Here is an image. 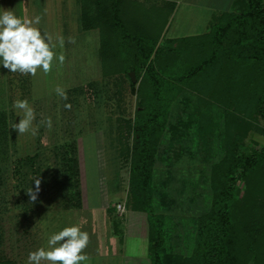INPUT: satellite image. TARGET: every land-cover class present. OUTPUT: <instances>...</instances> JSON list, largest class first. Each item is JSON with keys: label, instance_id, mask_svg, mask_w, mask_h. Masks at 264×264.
Segmentation results:
<instances>
[{"label": "rangeland", "instance_id": "rangeland-1", "mask_svg": "<svg viewBox=\"0 0 264 264\" xmlns=\"http://www.w3.org/2000/svg\"><path fill=\"white\" fill-rule=\"evenodd\" d=\"M198 1L212 2L215 0ZM79 6H81L79 0H23L22 7L24 11L26 10L23 18L31 19L35 16H40V23L36 27L40 29L42 35H49L52 42L56 43L57 46L54 52L56 53L59 47L65 57L69 52L67 44L70 37L74 43L76 38L79 39H77L79 47L86 39L91 47V52L89 51V53H92L91 57L95 61V51L92 42L96 41L98 43L97 39H100L101 34H99L97 29L90 32L80 28L82 24L79 17ZM12 7L14 9L21 8V0H14L12 4L7 1L1 2L0 11L10 10ZM152 10L157 12L155 8ZM144 11L150 13L148 9ZM181 14L179 12L176 15L173 25L181 21ZM143 22L144 20L141 23ZM191 26L189 27L190 30L195 28ZM206 27L211 29V25H208L205 20L199 24V28L196 27V30H204ZM133 29L131 27L128 30L132 31ZM87 32H89V36L86 38V35L82 33ZM171 33L172 30L167 33L166 37L171 35ZM60 38L64 41L63 48L59 46ZM190 39L191 37L181 40L176 38L167 40L165 38L162 45L170 46L178 42L183 44L189 40L187 41L188 43L191 41ZM71 48L73 51V47ZM80 50V55L87 52L86 49ZM161 54L163 53L161 52L159 57H161ZM97 62H99L98 58ZM0 63H2V58H0ZM91 64H93L92 61ZM83 65L84 61H81L78 67L81 68ZM66 68V59L62 65L59 64L57 59H54L51 72L45 74L42 69H38L36 75L32 76L30 74L22 75L18 72L11 73L0 64V113L6 105L12 108L9 115L10 121H7L9 124L6 126L8 127L7 135L5 130L2 134L3 139L0 138V258L16 257V264H27V258L23 256H27L40 246L47 247L43 238L44 235L40 236L39 233L41 231L39 232L36 229L38 225L36 223L32 224L30 217L26 216H30V212L28 214L26 211L21 212V205L54 204V199L50 196L52 194L50 192L52 189L50 188L57 178L69 171L66 162L68 154L67 151L65 153V140L69 137L75 138L79 136V132L84 131V128L90 122L93 123V128L103 127L104 125L106 127V136H103L105 145L102 143L100 147H103L108 159L119 152L122 158L123 156L126 157L120 164L123 167V180H128V183L133 158L136 156L133 150L135 138L132 122L138 98L132 90L126 73L122 72L121 75L115 76L112 81L106 78V81L101 79L102 76L97 78L95 76L69 77L71 75L65 73ZM98 69L99 66L95 65L94 71L98 73ZM210 76L212 79V75ZM91 78L99 81L95 82V86L100 89L101 96H97L93 90L88 89L87 85L85 86L86 81ZM215 79L216 77L211 81L202 80L200 82L197 79L191 83L192 86L186 85L184 90L177 91L175 92L176 95L175 93L172 95L174 99L171 103L169 121L177 122L179 125L176 128L170 127L167 132L165 131L166 133L163 134L162 138L154 144L157 152H155L156 155L152 165L155 209L158 213L160 212L164 215L168 249L185 257L190 256L194 250L199 216L209 210L212 204L213 176L216 173V169L221 163L225 165L223 162L227 161L228 145L234 144V125L229 124L226 110L229 108L235 112L237 108L228 106L225 101L226 93L224 91L211 89L213 84L211 82H214ZM141 80L142 76L138 80L137 86L140 85ZM73 85L81 86L78 92L77 88V90L73 88L69 92L68 87ZM58 86L71 93L68 94V100L57 96L55 89ZM84 86L85 88H83ZM146 88V91L142 89L144 93L153 91V82L147 79ZM172 93L170 92V94ZM213 93L217 97H214ZM35 96H38V98H34ZM25 98L28 99L30 106L35 110L36 119L33 122V126L39 127V131L35 136L31 132L19 136L18 131L10 128L12 123H18L21 118L17 115L18 110L13 107V102L17 99ZM66 103H71L72 107L70 110L64 107ZM189 113L193 116L194 123L193 120H187ZM48 117H51L52 120L51 129L40 124L41 119H47ZM125 117H131L130 123L125 121ZM248 126L239 145H235L236 150H238L236 151L237 153L234 152L236 155L240 154V151L251 153L255 147L264 144V118L259 114H254ZM84 138V142L87 145H85L83 170L87 176L86 187L89 190L91 202L94 203L93 205L100 203L101 193L99 192L100 185L98 180H101V173L106 176L107 190L111 194L113 193L110 200L114 201L116 198H124L123 191L116 193L117 187L113 188L110 185L111 178L108 179L107 177L108 167L109 170H112L116 167L115 164L112 161L103 165L100 163L101 160H99L95 151L97 148L96 142L98 141L95 133H92V131L85 133ZM230 139L231 141H229ZM38 145L41 147V153L35 158V163L32 164V159L28 158L27 153L35 152L39 148ZM101 153L104 154L103 152ZM77 158L79 159V156ZM37 163L41 170L38 175L33 171L37 168ZM12 171L15 172L14 175ZM36 177L41 180L40 194L38 193L36 201L32 202L26 193V189L36 187L35 180H33ZM255 177V180L258 179L257 176ZM261 189L262 191L256 192V195L251 194L255 195L254 200L253 197L250 198L252 204L254 203L252 211L257 214V218H253L257 222L261 221L259 213L264 216V187ZM248 191H251L248 179L239 177L238 196L243 197ZM128 193L129 205L137 208L134 201L137 198V194L135 193L132 196L131 188ZM34 218L36 221V217ZM147 221L148 219L145 217L143 223L145 222L146 224ZM69 222L70 226L81 225V230L89 233L81 219L71 218ZM69 222L63 221L62 226L66 227ZM47 224L42 225L40 223L41 230L45 235L57 232L59 222L54 220ZM258 225L261 226V223ZM90 228L91 226L89 225L88 229ZM27 231L32 234L28 235ZM140 234L142 243L138 241L139 235L133 234L127 243L128 251L138 252L139 249V252H144L148 250L149 227L148 232H146L145 226L140 227ZM93 238L95 239V235ZM94 243V241L89 240V244L84 250L93 249Z\"/></svg>", "mask_w": 264, "mask_h": 264}, {"label": "trees", "instance_id": "trees-1", "mask_svg": "<svg viewBox=\"0 0 264 264\" xmlns=\"http://www.w3.org/2000/svg\"><path fill=\"white\" fill-rule=\"evenodd\" d=\"M79 1L83 28L98 27L102 32L105 74L126 73L138 98L132 122L136 156L132 162L130 186L131 195L137 194L134 199L136 207L149 211L148 251L152 263L264 264V216L258 214L261 218L259 222L253 218H257V214L252 211L254 203L250 200L251 197L254 200L256 192L264 187V144L255 147L251 153L240 151V154H234L253 115L259 114L264 118V0H234L232 9L213 20L211 29L203 33V38L200 36L198 41L183 45L185 49L180 44H172L171 50L168 46L158 45V31L147 34L141 28L134 35L128 30L131 28L129 22L133 20L129 18L133 0ZM139 9L153 12L148 7ZM141 20L147 22V18ZM161 52L163 54L159 57ZM166 56L172 57L169 66L160 63ZM129 71H135L136 81ZM210 75L212 79L216 77L211 82V89L224 91L228 106L237 108L235 112L229 108L226 110L229 124L234 125L235 138L234 144L228 145L227 161L223 162L226 166L222 163L216 165L212 204L199 216L194 250L185 257L168 249L164 215L155 209L154 144L170 127L179 125L169 121L172 95L184 90L186 85L192 86L191 83L197 79L199 82L211 81ZM147 79L154 86L150 93H144ZM88 84L97 96H101L95 82ZM77 86L73 88H77L78 92L81 86ZM214 93L213 96L217 97ZM125 118L130 123L131 117ZM187 120L195 122L190 113ZM7 121H10L9 116L1 112V139L5 130L7 135ZM73 146L72 143L67 146L69 171L63 177L71 184V193L78 192L80 188L77 174L79 162L73 153ZM35 157L36 154L29 158L35 160ZM254 175L258 179L255 180ZM239 177L248 179L251 186V191L243 197L238 196ZM260 223L261 226L258 225ZM0 264H16V259L3 257Z\"/></svg>", "mask_w": 264, "mask_h": 264}, {"label": "crops", "instance_id": "crops-1", "mask_svg": "<svg viewBox=\"0 0 264 264\" xmlns=\"http://www.w3.org/2000/svg\"><path fill=\"white\" fill-rule=\"evenodd\" d=\"M5 1L10 2L11 4L12 2H14V0H0V6H1V2H5ZM22 1L23 0H21V8L14 9L12 7L10 9L18 17L21 18H23V16H25L26 13L25 12L26 10L24 11V8L22 7ZM233 1L234 0H215L212 2L211 1L200 2L198 0H196L195 2L194 0H133L132 1L133 5L130 10V12L132 11V13L131 14L129 13L130 14L129 18L131 17L133 20L129 23H131L130 27L134 28L132 30V33L134 35H136L137 31H139L141 28L144 29L147 34L153 33V30L154 33L158 31L156 33L160 35L158 45H161L165 40V38H167V40L170 38L173 39L179 38L181 40L191 37L190 39L191 41H198L199 39L198 37L200 36L202 37L203 33L210 30V28H207L208 27L207 26L204 30H196V27L199 28V24L204 22L205 20L206 22H208V25H211V22L213 20L220 17L224 12L230 11L232 9ZM138 7L139 8L148 7L151 10L155 8V11L157 12H154L153 10L154 13H152L151 11L150 13H147L145 11H142V9H139ZM179 12L182 13L181 21L173 25V20ZM143 18H147V22L141 23L140 20ZM190 25L195 27L192 28L193 32H191L192 30H190L189 28ZM80 28H82V30H87L90 32L95 31V29H97L99 34H101L100 39H97L98 43H96V41L92 42L95 51V56H94L95 61H93V58L91 57L92 53L91 54L89 53V51L91 52V47L89 42L86 41V39L84 40V43L80 44L81 47H79L78 46L79 44H77L78 38H76V41L74 43L73 39L70 37V40H68V44H67L69 47V52L65 57L66 66H67V68L65 69V73L67 75H71L69 77H74V78L78 76H95L96 78L98 76H102L101 78L102 80H106V78H108L109 81L114 80L115 76L121 75L122 72L105 74L103 67L105 65V62L103 60L105 59L102 52L104 38L100 29L98 27L85 29L83 28V26ZM170 30H172L171 35L166 37L167 33H169ZM82 34H85L86 38L87 36H89V32ZM132 41L134 42V40ZM187 41H185V43L183 44H180L178 42L174 46L180 44L182 48L185 49L186 47H184L183 45L187 44ZM71 47H73L74 49L73 51L71 50L72 49ZM80 49H86L87 52L80 55L79 53V51H81ZM168 49L171 50V45L168 46ZM61 52L62 50L59 49L58 47L56 50V55L58 56ZM97 58L99 59V62H97ZM171 59H172L171 56L163 57V60H161L160 63L163 64L164 66H169L171 63ZM90 60L93 62V64H91ZM81 61H84L85 66L83 65L81 68H79L78 65H80ZM95 65L99 66L98 73L94 71ZM91 82H99V81H95L93 78H91L86 81L85 86L86 85L88 86L89 85L88 83ZM75 86L76 85H73L72 87L69 86L68 87L69 92L73 90V87L75 88ZM85 86L83 88H85ZM88 89H91V87L88 86ZM67 94H71V93L67 92ZM34 98H38V96H35ZM11 109H12L11 106L6 105L4 107V110L2 109V112L6 113L9 116L11 113ZM100 113H102V111H100ZM92 125H93L92 122H90V124H87V127L84 128V131L81 130L82 132L81 133L79 132L80 137L79 136L75 138L69 137L64 142L65 153L68 150L67 146L72 143L74 145L73 146L74 155L76 157L79 156L78 159L79 170L77 173L80 181L79 191L75 193H71L70 191L71 184L69 182L64 181L65 178H63L64 175H62L59 178H57V180L50 188L52 189L50 191L52 193L50 196H52L54 199L53 205L38 204L34 206V205L25 204V205H21L22 206L21 212L26 211L27 214L30 212L29 214L30 216L28 215L26 216L30 217L32 224L36 223V225H38V227L36 226V229H38L39 232L41 231L39 233L40 236L42 234L44 235L43 238L46 242V246H47L48 238L52 235V233L50 235L49 234L45 235L44 232L41 230L40 223L42 225L43 224L48 225L47 223H50L55 220V222H59L58 230H57V232H59L64 228L62 226L63 221L69 222L71 218L79 219V220L81 219L84 225L87 227V230H89L90 240L92 242L93 241L95 242L93 249L88 248V250H84V254L88 256V260L82 261L81 264H153L149 256L148 250L144 252L143 251L139 252V249L138 252H133L132 250L128 251L129 247L127 246V243L129 238H132L133 234H138L139 235L138 241L142 243L140 227L142 228L143 226H145L146 232H148L149 211L140 208H135L133 205L131 206L129 205L128 192L131 188L130 177H129V183L128 180H123L124 177L122 176L123 167L122 164H120L122 160L126 159V157L122 155L123 156L122 158L121 153L119 152L118 154L116 153L110 159H108L105 154V151L103 150V147L102 148L100 147L102 146V143H104L105 145V139L103 136L104 135L106 136V127H104L103 125V127L93 128ZM79 128L83 129L82 127ZM90 131H92V133L94 132L98 139V141L96 142L97 148L95 151L97 152L99 160H101L100 163L103 165L104 163L112 161L113 164H115L116 167L113 168L112 170H109L108 167L107 177L108 179L111 178L110 185L113 188L117 187V189L115 190L116 193L123 191L124 198L120 197V198H116L114 201L110 200L111 196H113L112 195L113 193L111 194V192L107 190L106 188L107 183L105 180L106 176L105 174L101 173L100 174L101 180L100 179L98 180L100 185L99 192L101 193L100 203L98 202V205H93L94 203L91 202L89 190L86 187L87 176L83 170L84 162H85V149H86L85 145H87L84 142L85 139L84 136L85 133H88ZM38 147L39 148H37L35 152L27 153L28 158L35 154L36 157L40 155L41 147L39 145ZM101 152H103L104 154H102ZM76 153L78 154V156ZM100 153H101V157H100ZM35 160H32L31 163L32 164L35 163L34 162ZM33 171L37 175L41 172L40 168L38 167V163H37V168H35V170ZM12 172L14 175L15 172L14 171ZM117 201H123L126 204L125 205L126 210L123 214L119 213L116 210L115 203ZM145 211L147 212L146 214ZM34 217H36L37 219L36 221ZM145 217L148 219L146 224L145 222L143 223V219ZM89 225L91 226L90 229H88ZM67 226H70V222L66 224V227ZM27 232L28 235L32 234L29 231ZM94 235H95V239L93 238ZM23 257L27 258L28 255L27 256L25 255ZM14 259L17 258L15 257ZM42 264H47V262H42Z\"/></svg>", "mask_w": 264, "mask_h": 264}, {"label": "clouds", "instance_id": "clouds-1", "mask_svg": "<svg viewBox=\"0 0 264 264\" xmlns=\"http://www.w3.org/2000/svg\"><path fill=\"white\" fill-rule=\"evenodd\" d=\"M41 17L35 16L31 19L18 17L11 10L0 12V58L5 69L12 73L35 76L38 69H42L45 74L52 71L53 60L57 59L62 65L65 56L61 52L58 56L54 52L56 43L52 42L49 35H42L40 29L36 27L40 23ZM60 48H63L64 41L59 40ZM58 97L68 100V94L62 87L55 89ZM13 107L18 110L20 116L18 123H12L11 129L18 131L19 136L31 132L37 135L39 127L33 126L36 119L35 110L30 106L27 98L17 99L13 102ZM64 107L71 109V103H66ZM41 125L48 129L52 128L51 117L41 119ZM36 187L26 189L27 195L32 202H35L40 191L41 180L34 178ZM89 233L81 230V225L64 227L57 233L52 234L47 241V247H39L31 251L27 257V264H81L87 261L88 256L84 254V249L89 244Z\"/></svg>", "mask_w": 264, "mask_h": 264}, {"label": "built area", "instance_id": "built-area-1", "mask_svg": "<svg viewBox=\"0 0 264 264\" xmlns=\"http://www.w3.org/2000/svg\"><path fill=\"white\" fill-rule=\"evenodd\" d=\"M125 205H126L125 202H123V201H117L115 203L116 210L119 213L123 214L125 212V210H126V206Z\"/></svg>", "mask_w": 264, "mask_h": 264}, {"label": "water", "instance_id": "water-1", "mask_svg": "<svg viewBox=\"0 0 264 264\" xmlns=\"http://www.w3.org/2000/svg\"><path fill=\"white\" fill-rule=\"evenodd\" d=\"M130 74L132 75L133 80L136 81L137 78H136V75H135V71H130Z\"/></svg>", "mask_w": 264, "mask_h": 264}]
</instances>
